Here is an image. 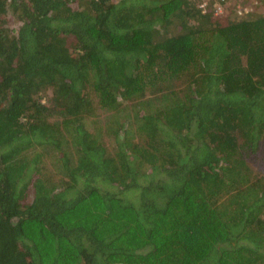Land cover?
Instances as JSON below:
<instances>
[{
    "label": "trees",
    "instance_id": "1",
    "mask_svg": "<svg viewBox=\"0 0 264 264\" xmlns=\"http://www.w3.org/2000/svg\"><path fill=\"white\" fill-rule=\"evenodd\" d=\"M263 146L264 0H0V264H264Z\"/></svg>",
    "mask_w": 264,
    "mask_h": 264
},
{
    "label": "rangeland",
    "instance_id": "2",
    "mask_svg": "<svg viewBox=\"0 0 264 264\" xmlns=\"http://www.w3.org/2000/svg\"><path fill=\"white\" fill-rule=\"evenodd\" d=\"M47 98L48 97H44L42 100L45 102L48 100ZM250 161L252 162L251 164L254 168V171L259 173L260 176L264 177V146L257 156L253 154L250 156Z\"/></svg>",
    "mask_w": 264,
    "mask_h": 264
},
{
    "label": "built area",
    "instance_id": "3",
    "mask_svg": "<svg viewBox=\"0 0 264 264\" xmlns=\"http://www.w3.org/2000/svg\"><path fill=\"white\" fill-rule=\"evenodd\" d=\"M218 12H219V13H222V12H223V8L218 9Z\"/></svg>",
    "mask_w": 264,
    "mask_h": 264
}]
</instances>
